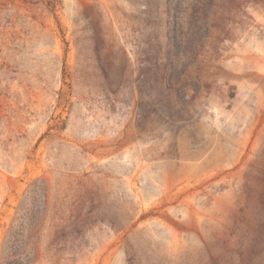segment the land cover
<instances>
[{
  "label": "rangeland",
  "instance_id": "obj_1",
  "mask_svg": "<svg viewBox=\"0 0 264 264\" xmlns=\"http://www.w3.org/2000/svg\"><path fill=\"white\" fill-rule=\"evenodd\" d=\"M0 264H264V0H0Z\"/></svg>",
  "mask_w": 264,
  "mask_h": 264
}]
</instances>
